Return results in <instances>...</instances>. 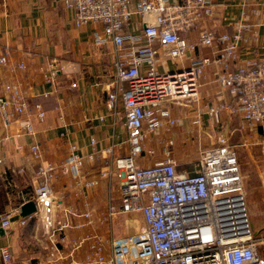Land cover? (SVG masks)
I'll return each mask as SVG.
<instances>
[{"label": "built area", "instance_id": "2783aa9c", "mask_svg": "<svg viewBox=\"0 0 264 264\" xmlns=\"http://www.w3.org/2000/svg\"><path fill=\"white\" fill-rule=\"evenodd\" d=\"M217 1L64 0L66 7L74 10L77 26L95 25L93 37L97 45L114 44V73L107 97L113 109L123 106L127 154L116 156L113 144L83 155L71 144L63 166L82 191L99 185L101 180H107L109 186L118 183L119 204L114 203L109 189L108 209L100 218L102 222L136 212L143 218V226L134 233H93L71 238L70 255L88 242L90 251L85 264H264V231L255 233L252 229L238 152L230 134L220 131L211 147H201L191 171L178 170L171 157L175 145L172 138L163 146V159L149 166L138 161L144 154L155 153L145 147L154 134L162 127L169 129L182 122V118L172 116V105L186 106L202 99L200 78L210 66H214L216 79L229 96L228 100L207 104V113L215 123L220 124L226 111L230 117L241 115L250 125L264 124V45L259 53L242 60V43L248 42L246 34L254 30L245 19L232 33L202 26L213 16ZM195 30H200L199 39L192 41L187 35ZM200 47L212 48V54L197 55ZM8 56V52L0 56L1 65L9 63ZM162 60L177 64L161 70ZM50 70L47 80L53 83L59 69L52 65ZM199 111L193 123L202 125ZM27 112L21 85L4 84L0 90L4 127L9 128L15 118ZM35 116L40 121L45 119L41 104L35 105ZM25 129L34 134L30 122H26ZM30 149L33 158L40 161L39 182L33 192L18 191V212L31 200L40 203L54 199L53 180L60 165L44 161L38 143ZM99 157L111 159L106 169L96 177H86V160ZM4 177V187L14 188L9 174ZM12 215H0L3 228L11 226ZM71 215V208L63 210L64 219L50 233L48 261L52 264L64 258L60 248L65 239L63 232L83 226L73 225ZM84 216L88 223L92 222L91 213ZM19 222L24 224L25 218ZM0 264H15L9 246L0 248Z\"/></svg>", "mask_w": 264, "mask_h": 264}, {"label": "crops", "instance_id": "0c3cea01", "mask_svg": "<svg viewBox=\"0 0 264 264\" xmlns=\"http://www.w3.org/2000/svg\"><path fill=\"white\" fill-rule=\"evenodd\" d=\"M242 19L254 28L246 34L248 42L241 46V59L244 60L259 53L264 45V0H218L213 16L202 26L219 33H232ZM94 27L91 23L77 26L74 10L67 8L64 0H0V56L5 52L9 54V63L0 64V90L6 83H19L28 103V112L15 118L9 128L4 127L0 116V182L9 199L0 215L18 214V191H34L38 185L40 161L31 154L33 143L40 145L44 161L60 165L53 180L54 199L37 203V212L25 218L24 224L18 221L4 228L5 233L0 232V248L10 247L15 264H52L48 261L49 250L41 252L36 243L39 237L50 241L49 234L57 222L64 219L66 208L74 212L70 217L72 224L83 226L69 227L63 232L61 236L65 239L60 248L64 258L54 264H85V256L90 251L88 242L70 255L71 238L93 233L115 236L120 226L129 229V221L137 218L136 214H122L112 221L102 222L100 218L108 209L109 189H112L113 201L120 200L118 183L109 186L107 180H101L99 185L82 191L70 170L63 166L71 144L83 155L113 144L116 156L127 154L123 106L119 104L113 109L107 97L114 73V44L97 45ZM199 32L195 30L187 36L197 41ZM196 53L209 56L212 48L200 47ZM170 61L162 60L161 70L172 69ZM21 64L25 67H19ZM52 65L59 69L53 83L47 80ZM200 82L202 99L186 106L172 105V116L182 118V122L169 129L162 127L154 134L147 147L155 153L143 165L163 159V146L172 138L175 145L171 148V157L176 160L178 170L191 171L199 157L197 161L192 160L189 149L176 146L177 140L184 133L198 135L196 146L200 152L201 147L209 148L214 144L220 131L227 132L237 148L247 195H252L250 201L261 202L264 211V124L250 125L241 115L230 117L226 111L222 113L220 124H216L207 113V104L228 100L229 96L217 81L214 66L206 68ZM36 104H41L45 110L43 121L35 116ZM199 110L202 125L193 123L200 115ZM26 122L32 124L34 134L27 133ZM156 139L158 147L154 148L151 144ZM193 151L191 149V153ZM110 160L106 157L86 160L85 176L96 177ZM5 174L14 181V188L4 187ZM86 212L91 213V223L84 216ZM262 222L260 228L264 231V217Z\"/></svg>", "mask_w": 264, "mask_h": 264}, {"label": "rangeland", "instance_id": "374dc122", "mask_svg": "<svg viewBox=\"0 0 264 264\" xmlns=\"http://www.w3.org/2000/svg\"><path fill=\"white\" fill-rule=\"evenodd\" d=\"M175 63L177 64V61L171 60L170 61V64L172 65L171 67H173L175 65ZM197 137H198V135H192L190 133H184L182 135V137L177 140V145H176L177 147L181 146V147H184L186 149H189V152H190L189 155H191L190 158L194 161H197L198 160L197 158L199 157V151H198V148L196 146L198 144L197 143ZM154 141L155 142L151 145H153L154 148H156V147H158L157 139ZM149 142H150V140L147 141L145 144L146 149H148L147 145ZM191 149H194L193 153H191ZM151 156L152 155H150V154H144L143 156H140L139 160H138L140 165L147 166V165H143V162L149 160V158ZM242 177H243V181H244L243 174H242ZM116 186L117 185L115 183L113 185L114 190L116 189ZM28 191L33 192V190H30V189ZM245 191H246V188H245ZM246 198H247L249 216H250L253 231L255 233L263 231V230H261L262 228H260V223H263L262 221H263V217H264V211H263V206H262L261 202L250 201L252 199V195H249V197H248L247 191H246ZM114 203L119 204V201L114 200ZM134 214H136L137 218H132L129 221V223H128L129 229L125 230L124 227L120 226L119 227L120 232L119 233L115 232V236L125 235V233L126 234L134 233V232H137L139 229H141L142 226H140V222L143 220L142 215L139 212H136ZM36 242H38V241H36ZM36 244H39L38 250H41V252H44L45 250H49L48 246H50V241L47 242L46 239H44V237H39V242Z\"/></svg>", "mask_w": 264, "mask_h": 264}, {"label": "water", "instance_id": "95a60500", "mask_svg": "<svg viewBox=\"0 0 264 264\" xmlns=\"http://www.w3.org/2000/svg\"><path fill=\"white\" fill-rule=\"evenodd\" d=\"M38 210L37 203L33 200L23 204L20 208V212L11 217V223L14 224L18 222L21 218H27L33 214H35ZM0 232L5 233V229L0 227Z\"/></svg>", "mask_w": 264, "mask_h": 264}, {"label": "trees", "instance_id": "16d2710c", "mask_svg": "<svg viewBox=\"0 0 264 264\" xmlns=\"http://www.w3.org/2000/svg\"><path fill=\"white\" fill-rule=\"evenodd\" d=\"M8 196L2 188L1 182H0V213L3 212L6 209V206L8 205Z\"/></svg>", "mask_w": 264, "mask_h": 264}]
</instances>
